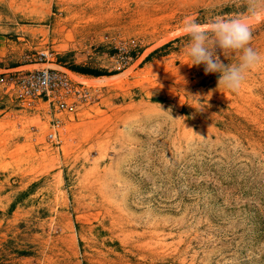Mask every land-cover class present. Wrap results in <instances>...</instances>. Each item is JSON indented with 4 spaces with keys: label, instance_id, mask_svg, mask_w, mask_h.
Wrapping results in <instances>:
<instances>
[{
    "label": "rangeland",
    "instance_id": "374dc122",
    "mask_svg": "<svg viewBox=\"0 0 264 264\" xmlns=\"http://www.w3.org/2000/svg\"><path fill=\"white\" fill-rule=\"evenodd\" d=\"M217 16L264 55L248 0H0V264H264V64L234 93L186 53ZM40 49L85 85L61 111L2 82Z\"/></svg>",
    "mask_w": 264,
    "mask_h": 264
},
{
    "label": "clouds",
    "instance_id": "9594fccd",
    "mask_svg": "<svg viewBox=\"0 0 264 264\" xmlns=\"http://www.w3.org/2000/svg\"><path fill=\"white\" fill-rule=\"evenodd\" d=\"M248 12L254 19H264V0H248ZM182 31L188 37L191 66L203 65L206 75L219 74L218 87L239 93L248 73L264 64V55L251 46L253 26L245 19L217 16L207 25L187 20ZM221 53H237L238 63H224Z\"/></svg>",
    "mask_w": 264,
    "mask_h": 264
},
{
    "label": "built area",
    "instance_id": "2783aa9c",
    "mask_svg": "<svg viewBox=\"0 0 264 264\" xmlns=\"http://www.w3.org/2000/svg\"><path fill=\"white\" fill-rule=\"evenodd\" d=\"M37 55V61L42 66L32 69L17 67L10 70L2 79L4 86L17 93L23 101L30 103L45 101L56 111L68 107L73 98H82L86 95L85 85L74 82L67 71L46 65L53 60V54L49 49H40ZM59 126L60 119L56 117L53 125L55 132L48 135L51 140L57 138Z\"/></svg>",
    "mask_w": 264,
    "mask_h": 264
},
{
    "label": "trees",
    "instance_id": "16d2710c",
    "mask_svg": "<svg viewBox=\"0 0 264 264\" xmlns=\"http://www.w3.org/2000/svg\"><path fill=\"white\" fill-rule=\"evenodd\" d=\"M72 69L76 70V71H79L81 73H84V74H90V75H95V76L110 75V74L117 73V71H114L112 73H105V72L98 71L96 69H91V68H88V67H74Z\"/></svg>",
    "mask_w": 264,
    "mask_h": 264
},
{
    "label": "bare ground",
    "instance_id": "6f19581e",
    "mask_svg": "<svg viewBox=\"0 0 264 264\" xmlns=\"http://www.w3.org/2000/svg\"><path fill=\"white\" fill-rule=\"evenodd\" d=\"M61 48H62V47H61ZM50 65H51V66H54V67H58L57 64H56V65H55V64H50ZM104 77H105V76H104ZM104 77H103V78H104ZM106 78H107V77H106ZM96 79H101V78H100V77H96ZM66 133H67V132H66ZM63 134H64V133H63Z\"/></svg>",
    "mask_w": 264,
    "mask_h": 264
},
{
    "label": "crops",
    "instance_id": "0c3cea01",
    "mask_svg": "<svg viewBox=\"0 0 264 264\" xmlns=\"http://www.w3.org/2000/svg\"><path fill=\"white\" fill-rule=\"evenodd\" d=\"M82 75H85V74H82ZM99 77H101V76H99Z\"/></svg>",
    "mask_w": 264,
    "mask_h": 264
}]
</instances>
